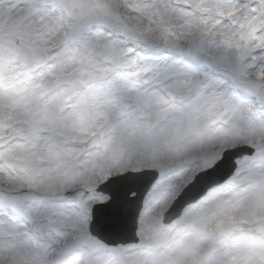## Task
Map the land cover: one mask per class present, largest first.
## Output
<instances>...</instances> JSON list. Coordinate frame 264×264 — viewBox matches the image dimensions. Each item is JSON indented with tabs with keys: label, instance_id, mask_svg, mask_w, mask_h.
Segmentation results:
<instances>
[{
	"label": "snow or ice",
	"instance_id": "obj_1",
	"mask_svg": "<svg viewBox=\"0 0 264 264\" xmlns=\"http://www.w3.org/2000/svg\"><path fill=\"white\" fill-rule=\"evenodd\" d=\"M0 264H264V0H0Z\"/></svg>",
	"mask_w": 264,
	"mask_h": 264
}]
</instances>
